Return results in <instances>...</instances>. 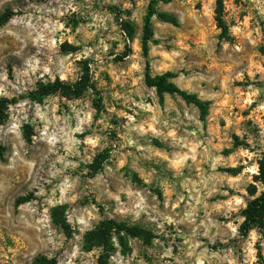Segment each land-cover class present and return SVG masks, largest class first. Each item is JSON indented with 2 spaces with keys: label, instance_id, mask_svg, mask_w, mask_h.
Listing matches in <instances>:
<instances>
[{
  "label": "clouds",
  "instance_id": "1",
  "mask_svg": "<svg viewBox=\"0 0 264 264\" xmlns=\"http://www.w3.org/2000/svg\"><path fill=\"white\" fill-rule=\"evenodd\" d=\"M103 2L115 4L118 0ZM92 4L93 0H0V16L8 10L13 13L9 22L0 28V101L7 102V118L0 122V149H3L0 151V245L12 252L11 258L0 257V264H17L15 257L18 254L23 257V264H32L37 252L45 254L48 260L56 259L57 264H97L99 255L104 252L103 247L98 248L94 254L85 253L77 247L83 235L93 231L100 219L98 214L90 215L97 212L91 203L93 197L97 203L106 202L105 215L109 218L130 217L129 224L134 227L153 225L149 230L155 238L150 246L143 244L139 238L128 239V247L133 249L131 254H121V243L114 231L110 240L114 251L107 253L108 264H213L214 261L225 264L229 259L236 260L237 264H248L246 249L234 257L230 241L242 239L236 228L244 222L240 213L247 207L243 201L248 198L245 187L250 177L245 173L249 169L245 167L244 172L235 180H228L227 176L218 180L214 169L220 164L227 166L231 161L220 157L219 149L210 157L209 153L215 146L211 145V140L207 141V145L211 147L200 141L196 134L201 131L200 124L187 111L184 112V118L189 124L195 123L196 131L188 132L184 142L177 137H173V141L187 147V140H195L204 148V163L211 160L210 169L213 171L208 175L201 173L199 182H193L189 177H184L181 170L184 167L183 162L181 167H175L172 160L166 165L163 164L167 157L157 161L162 168L172 172L176 179L170 182L166 176L155 177L153 170L145 178L146 181L155 177L160 186L171 188L178 203H183L179 211L171 209L167 203L169 194L166 192L164 211H161L155 197H151L152 202H149V193L145 188L134 190V185L122 181L113 194L107 191L103 176H97L95 180L88 179L87 165L92 164L88 153L91 151L94 155L96 150L103 151L109 144L114 148L113 156H117L120 148L129 147L142 153L140 140L146 135L167 138V129H179L184 123L179 113L175 119H170L166 116L167 108L163 112L159 108L152 112L148 97L131 83L127 73H121L123 91H112L111 102L105 98L103 106L107 108L108 115L96 121L92 119L95 116V109L92 107L95 96L91 88L80 100L67 101L61 98L56 103L45 101L37 104L35 101L20 99L21 96L27 97L33 92H41L42 87L50 83L55 84L58 76L62 84L75 83L77 77L73 73L79 72L75 66L78 60L94 61L88 67L92 70L93 79H98L95 73L98 68L104 69V57L112 47L109 41L119 39L121 33L113 22V16L94 9ZM124 8L129 9L131 5L124 4ZM238 12L248 13L253 23L259 26L264 21V0H241V7L233 9L226 19L235 18ZM73 18L86 23L70 33L62 24L69 23ZM121 19L128 17L122 16ZM132 19H135V13ZM178 19L183 24L185 14L181 13ZM104 31H109V35L104 36ZM77 34H80L79 39L76 38ZM65 40L80 46L81 51L74 56H62L60 45ZM89 43L91 46H88ZM123 43L121 41L120 47L115 49V54L122 52ZM137 56L136 62L140 65L137 71L142 73L143 60L139 58V54ZM125 59L132 60V57ZM134 96H139V100ZM61 104H67V110L60 107ZM113 104H122L133 113L127 117L125 123L116 127L120 139L115 143L101 134L103 130L113 128L108 123L113 114L117 118L124 115ZM149 112H152L149 119L164 131L148 133L147 120L143 121L145 127H140L141 117ZM134 116L137 119H133ZM94 123L99 127H94ZM25 125L33 133L30 137L31 143L22 138ZM86 132L90 133L89 137L84 140L77 138L78 134L83 135ZM238 134L243 138L242 133ZM82 143L87 145L83 155L80 151ZM261 143L264 145V141ZM128 155L135 158V152H128ZM177 155L172 153L173 160ZM188 155L195 159L192 153ZM239 157L240 154L237 153V161ZM186 159L187 157L184 158ZM113 163L115 165V161ZM107 171L115 174L119 172V167L107 168ZM82 176L85 177L84 182L81 181ZM230 191L234 194L230 195ZM57 193L59 199L56 198ZM215 194L227 197L230 203L222 200L216 204L206 203ZM122 195L125 197L123 200ZM29 196L33 198L26 199ZM85 196L89 203L82 206L81 201ZM238 196L241 198L237 199ZM59 203L68 205L64 215L73 234L71 240L62 231H54L48 224L46 211H41V208L47 209ZM213 214L232 220V224L217 223L212 218ZM181 225L186 226L185 230L181 229ZM221 228L223 232L219 242L225 249L223 255L218 256L209 248L218 242L217 234ZM119 235L123 236L124 233ZM5 237H11L15 250L9 248ZM177 238L181 242L178 243ZM239 247L244 248L243 243ZM141 249L147 259L140 255Z\"/></svg>",
  "mask_w": 264,
  "mask_h": 264
},
{
  "label": "rangeland",
  "instance_id": "2",
  "mask_svg": "<svg viewBox=\"0 0 264 264\" xmlns=\"http://www.w3.org/2000/svg\"><path fill=\"white\" fill-rule=\"evenodd\" d=\"M149 1L118 0L117 3L113 4L110 2L104 3L103 0H93L92 7L112 15L113 22L121 33L119 39L109 41L112 47L108 50V55L104 57V69L98 68L95 73L98 79H93L92 70L88 65L94 61L91 59L78 60L75 62V66L79 69V72L73 73L77 77L75 83L82 79L85 80L86 84L85 89L80 94L55 92L44 97L40 102H35L37 104H43L45 101L56 103L61 98L67 101L80 100L87 93V90L91 88L95 96V99L92 100L95 116L92 119L96 121L101 119L102 116L108 115L107 108L103 106L105 98L111 102L112 91H123L120 83L122 79L121 73H127L131 83L148 97L152 112H155L156 108H159L161 112L167 108L166 116L168 118L175 119L177 113H179L180 117L184 119V123L180 125L179 129L176 127L167 129V138L159 135H146L145 138L140 140L142 153L136 152L135 149L129 147L127 149L120 148L117 156H113L114 148L112 144H109L103 151L96 150L94 155L90 151L88 155L92 160V164L87 165V178L95 180L97 176H103L107 191L113 194H115L122 181H127L134 185V190L145 188L149 193L147 198L149 202H152L151 197H155L159 201L158 207L161 211H164L165 193L167 192L169 194L167 201L169 207L179 211L183 207V203H178L176 195L171 188L160 186L155 177L166 176L170 182L176 178L172 175V172L162 168V165L157 163V161L167 157V159L163 160V164L166 165L169 160H172L175 167H181L183 162L184 167L181 170L184 177H189L193 182H199L201 173L208 175L213 171L210 169L211 160H209V163H204V148L197 144L195 140H187V147H182L181 144L173 141V137H177L184 142L188 132L196 131L195 123L189 124L184 118V112L187 111L194 118V121H198L200 124L201 131L196 133L200 141H203L205 146L211 147L207 145V141L211 140V145L215 146L209 153L210 157L215 153L216 149H219L220 157L231 161L227 166L220 164L214 169L215 173L218 174V180L224 176H227L228 180H235L237 176L244 172L245 167L249 169L245 173L246 176L250 177V181L245 187L248 198L243 201L247 205L250 200L260 195L262 190H264L259 178L260 166L264 158V150H262L264 145L261 143L264 141V79H262V76H264V21H261L259 26H256L246 12H238L235 18L226 19L233 9L241 7V0H221L223 5L222 17L228 26V38L223 39L219 38L220 29L215 21V0H158L156 4L158 11L172 13L177 19L181 13H184L185 22L181 24L178 19V25H173L162 21L156 15L153 16L155 19L152 17L153 39L158 40V43L150 44L148 53L150 73L157 75L172 71L177 74L173 81L180 88L195 94L202 100L208 101V114L205 119H201L199 110L194 104L187 103L178 95L165 94L163 98H160L155 89L147 86L144 82L146 59L142 54L141 36L143 19ZM124 4H130L131 8H124ZM162 8L166 10H161ZM133 13H135V19H132ZM20 15H23V13H20ZM122 16L128 17V19L122 20ZM8 22L0 25V28ZM82 23H86V21L73 18L69 23L62 24V27L67 28L72 33ZM108 35L109 31H104V36ZM112 35H115V33H112ZM76 38L79 39L80 34H77ZM121 41H124L123 50L117 55L115 54V49L120 47ZM88 46H91V44L89 43ZM60 49L62 56H74L81 51L80 46L69 43V40H65L60 45ZM137 54L143 60L142 73L137 71L140 67L136 62L138 59ZM129 56L132 57V60L125 59V57ZM109 57H112V59H109ZM234 77L236 78L234 79ZM9 78L11 79V76ZM56 80H60V77L58 76ZM71 84L74 83L64 85ZM210 96L212 98H209ZM134 98L139 100V96H134ZM20 99L33 101L29 96H21ZM153 99L155 100L154 104ZM112 106L117 111L123 112L124 115L117 118L113 114L108 121L113 128L111 130H103L101 134L108 136V139L115 143L120 139L115 130L116 127L121 123H125L127 117L132 116L133 113L131 109H125L122 104H113ZM60 107L67 110V104H61ZM152 112L141 117L140 127L143 129L145 127L143 121L147 120L148 133L164 131V129L158 127L157 124L149 119ZM133 119H137V117L134 116ZM93 126L99 127L95 123ZM25 133L30 137L33 134L27 125L23 128L22 138H24ZM238 133H242L243 138ZM89 136L90 133L86 132L83 135L78 134L77 138L84 140L85 137ZM29 143H31V140ZM226 144L227 146H225ZM85 147H87L85 143L80 146L82 155ZM128 152H135V158L128 155ZM172 153L178 154L175 160H173ZM189 153H192L195 159L189 156ZM237 153L240 154L239 161L236 159ZM101 157H103V160L100 162ZM145 157L153 158L146 159ZM185 157H187L186 160H184ZM105 165H107V168L118 166L119 172L109 174ZM133 165H135V168ZM187 165L192 167L189 168ZM81 167L85 166L81 165ZM153 170L155 171V177L150 181H146L145 178ZM174 170L175 168L172 171ZM121 173L123 174L122 176L120 175ZM73 175L76 174L74 173ZM84 180L85 177L82 176L81 181L84 182ZM177 188H179V185H177ZM225 190H227L226 182ZM141 194L143 195V193ZM233 194L230 191V195ZM28 198V200H31L33 197L29 196ZM56 198L59 199L58 193ZM240 198L239 196L237 197V199ZM121 199L123 200L125 197L122 195ZM221 200L230 203L227 197L219 194L209 197L206 203L216 204L217 201ZM88 203L89 199L85 196L81 201V205L86 206ZM91 203L95 206L97 212L90 213V215L98 214L100 216L95 228L101 221L108 219L134 227L129 224L130 217L120 219L107 217L105 215L106 202L97 203L95 197H93ZM114 203L113 201V206ZM67 209V204L59 203L47 209L41 208V211H46L48 224L54 231H62L65 237L71 240L73 234L64 215ZM243 212L244 209L240 214L244 217ZM53 215H56L59 220L65 221L66 230H63L60 224L53 221ZM200 215L202 216L203 212ZM212 218L221 225L224 223L232 224V220H225L223 216L213 214ZM152 226L147 224L137 227L148 232L147 240L139 239L143 241V244L149 246L152 239L155 238L154 234L149 230ZM185 227L181 225L182 230H185ZM213 231L216 232V229H213ZM236 231L242 239L230 241V246L234 249L233 256H239L246 249L248 264H264V247H262V243H264V228L260 229L257 226H252L248 230H242L241 224H239ZM222 232L223 229L221 228L220 233L217 234L218 242L209 248L211 252L216 253L218 256L223 255L225 249V246L219 242ZM88 233L86 232L83 235L77 247L81 248L85 253L94 254L98 248L103 246L95 245ZM76 234L79 235L78 232ZM122 237L123 239L120 240L121 254H131L133 249L128 247V239L136 240L138 237L128 235H123ZM110 240H108L106 247H103L104 252L99 255L97 264L101 255L102 264H108L107 253L114 251ZM5 242L9 248L15 250L11 237H5ZM177 242H181L179 238H177ZM241 243H243L244 248L239 247ZM41 255L46 256L41 252H37L32 264H36L34 262L35 258ZM140 255L145 256L147 259L143 249H141ZM2 256L11 258L12 252L0 245V257ZM15 259L17 264H23V257L20 254ZM213 264H217V262L214 261ZM225 264H237V262L234 259H229L225 261Z\"/></svg>",
  "mask_w": 264,
  "mask_h": 264
},
{
  "label": "trees",
  "instance_id": "3",
  "mask_svg": "<svg viewBox=\"0 0 264 264\" xmlns=\"http://www.w3.org/2000/svg\"><path fill=\"white\" fill-rule=\"evenodd\" d=\"M158 0H150L146 14L143 19V28L141 36V48L142 54L145 57V72H144V82L147 86L155 89L156 93L160 98H163L165 94L178 95L184 99L187 103L194 104L198 110L201 119H205L208 114L209 102L202 100L197 97L195 94L190 93L182 88H180L174 81L173 78L177 76L176 73L172 71H166L161 74L152 75L150 73V64L148 61V53L151 43H158V40L153 39V30H152V17L156 15L162 21L169 22L173 25H178L177 17L169 12L158 11L156 9V4ZM223 5L221 0H215V21L217 27L220 29L219 38L227 39L228 38V26L222 17ZM13 13L8 10L4 15L0 16V25L5 24L12 17ZM86 87L85 80H79L71 85H64L60 80H56L55 84H48L47 86L42 87L41 92H33L29 95V98L33 101L40 102L44 97L55 93V92H72L74 94H80ZM58 90V91H57ZM14 102V101H13ZM6 101H0V122L3 119H6L5 114V105ZM24 138L31 140L30 136L25 133ZM3 149H0L2 151ZM103 160L101 157L100 162ZM259 178L261 183L264 186V158L260 166ZM26 199H29L28 197ZM244 222L241 224L242 230H248L252 226H257L258 228H264V190L257 197L250 200L247 204V207L244 209ZM53 221L57 224H60L63 230L67 229V225L64 220H59L56 218V215H53ZM118 236L119 240H122L123 237L119 234L121 232L124 235L138 237L143 240L148 239V232L144 229L137 227L126 226L121 222L115 220H103L95 228V230L89 232L91 241L97 246L106 247L108 240H110L113 232ZM34 262L36 264H57L56 259L48 260L46 256L41 255L35 258ZM102 264V255L99 258V263Z\"/></svg>",
  "mask_w": 264,
  "mask_h": 264
}]
</instances>
